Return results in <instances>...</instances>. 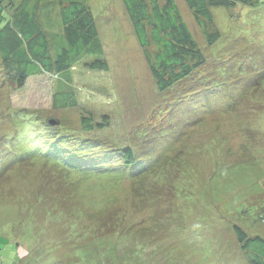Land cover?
Instances as JSON below:
<instances>
[{
  "label": "rangeland",
  "instance_id": "rangeland-1",
  "mask_svg": "<svg viewBox=\"0 0 264 264\" xmlns=\"http://www.w3.org/2000/svg\"><path fill=\"white\" fill-rule=\"evenodd\" d=\"M83 1L106 70L72 62L18 87L0 60V116L26 113L29 136L75 164L61 170L37 155L0 174V264H248L233 225L264 238V0L213 7L221 39L211 46L176 0L212 82L187 78L163 92L122 1ZM0 6L1 27L12 6ZM55 7L40 9L53 51L64 44ZM246 64L243 80L236 66ZM63 91L75 105H56Z\"/></svg>",
  "mask_w": 264,
  "mask_h": 264
},
{
  "label": "trees",
  "instance_id": "trees-1",
  "mask_svg": "<svg viewBox=\"0 0 264 264\" xmlns=\"http://www.w3.org/2000/svg\"><path fill=\"white\" fill-rule=\"evenodd\" d=\"M4 1L0 0V4ZM7 1L12 8L9 10L10 18L5 19L0 27V60L9 81H14L15 86H23L30 75L38 74L41 71L59 75V72L69 69L72 62H81L88 69H107V64L101 57V42L96 26L97 18L95 19L91 9L83 0H65L66 3L63 0L58 2L57 0H45L47 3L41 2V0H20L15 3L13 0ZM121 1L135 39L143 51L150 75L159 92L171 89L178 82L187 78L196 82L211 80L203 78L205 73L202 69L207 64V58L184 21L176 0ZM183 1L199 26L208 46L221 39L220 31L211 11L213 7L232 10L236 7L245 8L244 6H246L247 8L258 5V0ZM55 5L58 8V20L62 31L60 40H63L64 44L58 50L53 51L49 44L50 34L44 29L41 21L40 9L42 7L54 9ZM234 11L229 13V17L239 15L238 12L234 15ZM0 19L3 17L0 16ZM251 58L252 56L249 57V59ZM222 67H219L221 71ZM232 68V70H236L235 67ZM236 68L243 79L242 75L246 74L247 64L236 66ZM263 70L264 68L261 69V71ZM263 72L261 73L262 77L264 76ZM59 93L65 100H62L61 104L58 103L55 94L56 105H75V100L72 99L73 95L69 96L71 93L67 94L64 91ZM186 93L187 91L184 92V94ZM231 93L229 92L228 95ZM209 95L214 94L210 93ZM10 113L3 117L0 116L2 122L10 121L16 127L10 132L5 128H0V174L14 162H29L32 157L37 155H41L58 169L71 170L75 164L61 152L55 154L54 147L46 144V139H33L29 136L31 127L34 125L25 119L26 113L20 116L21 121L15 119ZM81 120L83 125L88 124V118L82 116ZM45 122L47 126L50 125L47 121ZM105 122H108L107 116H105ZM15 139H20L18 144L15 143ZM38 142L42 143V149L34 146H38ZM123 153L124 157L128 158L126 159L127 164H134V162L129 163L130 150L126 148ZM69 156L76 157L77 154L70 152ZM80 169L84 170L82 167ZM233 231L248 264H264V238L259 235H248L235 224Z\"/></svg>",
  "mask_w": 264,
  "mask_h": 264
},
{
  "label": "water",
  "instance_id": "water-1",
  "mask_svg": "<svg viewBox=\"0 0 264 264\" xmlns=\"http://www.w3.org/2000/svg\"><path fill=\"white\" fill-rule=\"evenodd\" d=\"M46 121H47V123H49L51 125L55 124V122L52 119L47 118Z\"/></svg>",
  "mask_w": 264,
  "mask_h": 264
}]
</instances>
